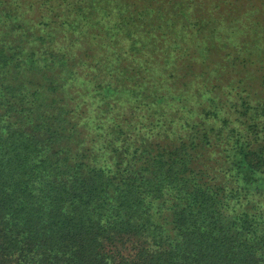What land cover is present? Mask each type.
Wrapping results in <instances>:
<instances>
[{
  "label": "trees",
  "instance_id": "obj_1",
  "mask_svg": "<svg viewBox=\"0 0 264 264\" xmlns=\"http://www.w3.org/2000/svg\"><path fill=\"white\" fill-rule=\"evenodd\" d=\"M252 5L0 0V264H264Z\"/></svg>",
  "mask_w": 264,
  "mask_h": 264
},
{
  "label": "rangeland",
  "instance_id": "obj_2",
  "mask_svg": "<svg viewBox=\"0 0 264 264\" xmlns=\"http://www.w3.org/2000/svg\"><path fill=\"white\" fill-rule=\"evenodd\" d=\"M243 2H249L252 3V9L249 10L251 13H246V14H237L233 12L237 16H242L243 22L241 23V26L243 29H256L262 36L263 38L261 39V42L264 43V29L260 30V25H264V10H263V5H264V0H242Z\"/></svg>",
  "mask_w": 264,
  "mask_h": 264
}]
</instances>
